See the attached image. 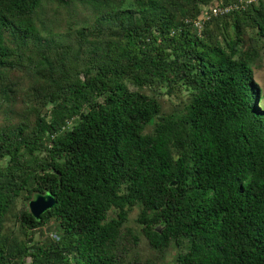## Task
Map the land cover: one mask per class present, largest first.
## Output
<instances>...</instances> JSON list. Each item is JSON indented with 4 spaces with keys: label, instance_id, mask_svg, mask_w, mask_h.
Instances as JSON below:
<instances>
[{
    "label": "trees",
    "instance_id": "1",
    "mask_svg": "<svg viewBox=\"0 0 264 264\" xmlns=\"http://www.w3.org/2000/svg\"><path fill=\"white\" fill-rule=\"evenodd\" d=\"M235 2L0 0V264H264V0L193 22Z\"/></svg>",
    "mask_w": 264,
    "mask_h": 264
},
{
    "label": "rangeland",
    "instance_id": "2",
    "mask_svg": "<svg viewBox=\"0 0 264 264\" xmlns=\"http://www.w3.org/2000/svg\"><path fill=\"white\" fill-rule=\"evenodd\" d=\"M16 76L18 77H24V72L21 69H18L16 71ZM254 80L255 82L258 84L259 88H260V92L262 95V100L260 101V106L262 109H264V46L261 47L260 49V55L256 61V64L254 65ZM31 84V79L30 78H23V82H22V89L26 90L28 86H30ZM21 90V89H20ZM150 92V91H148ZM177 96V95H176ZM176 96H168V95H164L161 96V103H162V108L165 112L171 111L174 107L175 103H178V99L176 98ZM23 96V91L21 90L20 93L18 94V100L15 103V105H10L7 102H1V95H0V125L2 124H6L8 121H10V119H14L15 121H18L19 119L24 118L26 115L29 114V107L26 104L25 101L22 100ZM178 107V105H175V107ZM176 107V108H177ZM138 211L134 210L131 213V217H130V221H129V225L133 226L136 229H140L139 226L136 224L135 219L137 216ZM47 233H52L53 237L57 238L56 232H55V227L54 225H50L49 227L46 228ZM138 250L140 251V253L142 254V256H151L154 255V253H152L153 251L151 250V248L149 247L147 241L145 240V238L142 236L141 240H140V244L138 247ZM175 248H169L167 254H166V259L164 260V263L166 264V262L168 263L169 261H171L175 255Z\"/></svg>",
    "mask_w": 264,
    "mask_h": 264
},
{
    "label": "water",
    "instance_id": "3",
    "mask_svg": "<svg viewBox=\"0 0 264 264\" xmlns=\"http://www.w3.org/2000/svg\"><path fill=\"white\" fill-rule=\"evenodd\" d=\"M56 204H57V199L53 194L49 192L47 193L35 192L33 197L28 203V207L31 214L36 219H39L44 212L53 208Z\"/></svg>",
    "mask_w": 264,
    "mask_h": 264
},
{
    "label": "built area",
    "instance_id": "4",
    "mask_svg": "<svg viewBox=\"0 0 264 264\" xmlns=\"http://www.w3.org/2000/svg\"><path fill=\"white\" fill-rule=\"evenodd\" d=\"M251 1H253V0H236L235 3H231L228 5L211 6L210 7L211 12L208 13L205 10L200 17L193 20L194 25L198 28H201L203 26V24L211 18V16H219V15L228 14L234 8L243 7V6H245V4L250 3Z\"/></svg>",
    "mask_w": 264,
    "mask_h": 264
}]
</instances>
